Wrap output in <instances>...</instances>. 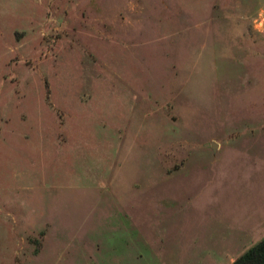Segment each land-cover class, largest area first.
<instances>
[{
    "label": "rangeland",
    "instance_id": "rangeland-1",
    "mask_svg": "<svg viewBox=\"0 0 264 264\" xmlns=\"http://www.w3.org/2000/svg\"><path fill=\"white\" fill-rule=\"evenodd\" d=\"M262 238L264 0H0V264Z\"/></svg>",
    "mask_w": 264,
    "mask_h": 264
},
{
    "label": "trees",
    "instance_id": "trees-1",
    "mask_svg": "<svg viewBox=\"0 0 264 264\" xmlns=\"http://www.w3.org/2000/svg\"><path fill=\"white\" fill-rule=\"evenodd\" d=\"M230 264H264V238L239 255Z\"/></svg>",
    "mask_w": 264,
    "mask_h": 264
},
{
    "label": "water",
    "instance_id": "water-1",
    "mask_svg": "<svg viewBox=\"0 0 264 264\" xmlns=\"http://www.w3.org/2000/svg\"><path fill=\"white\" fill-rule=\"evenodd\" d=\"M213 147H216V145L215 144H211Z\"/></svg>",
    "mask_w": 264,
    "mask_h": 264
}]
</instances>
